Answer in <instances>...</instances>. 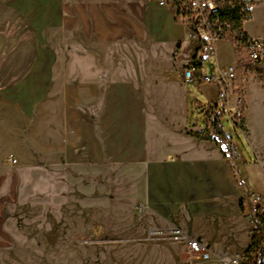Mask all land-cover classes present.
Wrapping results in <instances>:
<instances>
[{
	"label": "crops",
	"instance_id": "1",
	"mask_svg": "<svg viewBox=\"0 0 264 264\" xmlns=\"http://www.w3.org/2000/svg\"><path fill=\"white\" fill-rule=\"evenodd\" d=\"M247 1L242 28L264 41V0ZM70 35L74 41L67 43ZM186 35L188 25L155 0H0V249L11 242L12 209L32 203L36 194L46 204L74 205L85 219L79 225L116 226L118 242L130 240L135 230L134 251H151L158 264L167 253L177 261L182 244L164 253V241L147 235L153 228L177 226L221 254L247 249V160L193 135L209 130L189 122L191 109L204 104L187 103L183 70L198 42L183 55ZM218 42L210 51L216 61ZM71 47L74 56L66 55ZM147 49L154 57H147ZM238 55L232 52L217 65L239 70L244 54ZM147 80L163 81L160 93L172 90L154 106L159 117H148L152 110L140 99ZM245 109L243 125L259 159ZM132 121L142 126L138 136L132 137ZM72 193L74 200H66ZM131 201L139 206L134 229ZM100 209L115 210L116 216L100 221ZM196 222L201 228L193 232ZM78 238L82 245L73 264H95V257L107 256L99 244ZM115 247L120 246H108L119 255L123 249Z\"/></svg>",
	"mask_w": 264,
	"mask_h": 264
},
{
	"label": "rangeland",
	"instance_id": "2",
	"mask_svg": "<svg viewBox=\"0 0 264 264\" xmlns=\"http://www.w3.org/2000/svg\"><path fill=\"white\" fill-rule=\"evenodd\" d=\"M66 38L67 43L74 41L73 35ZM186 38L188 41L181 50L183 55H188L192 47L195 45L194 39H191L188 35H186ZM218 41L219 42L216 43L218 63H226V60L228 58L230 59L232 56V52L234 55L238 52V56L240 57L242 56L241 54H244L246 60L245 52L240 50L237 51L231 40L222 39ZM65 43L61 41L59 42V45H65ZM57 51L62 54L64 53V50H59V48H57ZM76 51L77 50L71 47L68 49L66 55L74 56ZM95 53L97 56L101 55L100 50H96ZM153 53L154 50L147 49L148 58L154 57ZM244 58L243 56L241 57L239 70L236 69L238 75V77L236 76V84L238 89L234 90V95L230 96V98H232L230 106L232 107L233 101L240 97L244 115V108L247 105L245 116L249 125V132L254 141L257 142V145L254 147H258L261 150V156L259 159L255 157L253 148L250 144L249 133L245 127L246 121H244L245 125L242 126V131L246 134L247 138L242 132L235 128L233 122L227 115L223 116L222 122L224 129L232 134L233 140L237 144V147L231 150V155H228L233 158L240 156L247 160L246 166L249 169H245L244 173L247 181L251 184L249 191L259 193L264 198V169H261L262 166L264 167V93L258 89H254L250 84L247 86L248 83H252L264 91V75L259 72L257 66L249 68ZM217 61L211 52L208 53L202 61L201 70L211 74L212 69L217 65ZM187 62H189V60ZM162 82L163 81L159 80H147L145 82V92L143 96L141 94L140 99L146 101L148 109L152 110L151 112H148V117H159V114L154 112V106L161 105L164 102V98L170 95L168 94L169 91L170 93L172 92V90H169L167 92L165 91L166 93H160L159 88L162 86ZM167 84L174 85L172 81H167ZM184 87L188 90L186 96L187 103L190 106H193L195 102L207 104L209 101L217 98L218 89L213 83L197 84L186 82L184 83ZM245 98L247 99V102ZM134 100L135 99L132 98V104L135 102L138 103V98L136 101ZM204 111V108L201 107L195 109L192 108L190 111L189 122L191 124L196 123L198 126L205 127V122L203 120ZM134 115L136 116V114H132V116ZM243 119L244 118H242V120ZM139 128H142L141 124L138 121H132V137L138 136ZM245 188L247 189V186H245ZM43 198L44 196L42 194L33 195L29 200V202L32 203H29L28 205L19 204L12 209L14 215L8 221L9 229L11 231V242L8 246L0 249V264H73L74 251L77 246L82 245V241L78 237H82L83 242L87 245L99 244L102 246V249L106 250L107 256L102 255L100 257H95V260L93 261L95 264H158V259L154 256L149 257L152 253L151 251L147 250V254H140L134 251L136 247L139 246L138 241H135L134 239L137 237L135 235V230H131L130 240L118 242L115 240V236L119 234L113 230L116 226L110 224H98L93 226L90 224L79 225L78 223L85 222V219L79 214H76L78 211L75 209L74 205L70 206L68 209L60 208L58 201L50 205L46 204ZM65 199L73 201L74 194H70ZM130 209L129 216L132 219V224L129 227L130 229H134L136 227L135 223L137 221H135V218L138 217L137 212L139 211V206L136 202L131 201ZM245 210L248 215H251L248 209ZM114 211L115 210L112 209L108 211L100 209V221H108L107 219L116 216ZM125 212L127 213L126 209ZM77 218H79V220ZM168 227L169 226L153 228L151 231L147 232V235L164 241V244H162L164 253L168 252L167 250H170L169 248L173 247L175 243L178 242L182 244V247L180 246L181 257L177 261H174L171 259L169 253H167L161 260L162 264H186L185 244L183 242L173 240L164 234L161 235L154 233L156 230L164 231ZM190 227L191 231L197 232L201 228V224L196 222L191 224ZM210 233H214V231ZM150 234L153 235L151 236ZM113 244L120 246L115 248L123 249L118 252L120 253L119 255H115L117 251L116 253H113V249L108 248V246H113ZM148 258H150V260H148Z\"/></svg>",
	"mask_w": 264,
	"mask_h": 264
},
{
	"label": "built area",
	"instance_id": "3",
	"mask_svg": "<svg viewBox=\"0 0 264 264\" xmlns=\"http://www.w3.org/2000/svg\"><path fill=\"white\" fill-rule=\"evenodd\" d=\"M160 6H170L175 16L184 21L187 25L193 23L203 31L204 41L199 46V37L195 29H189L190 37L197 40L198 46L193 54L192 61L184 68L183 76L186 82L191 83H213L217 86V98L204 104V120L206 130L211 131V122L217 114V131L222 133L223 142L231 148L236 147L232 134L224 129L222 118L227 115L233 122L235 128L242 131L243 108L240 97L233 101L234 90H237L235 73L236 65L216 66V72L209 74L201 70V61L206 54L211 51L213 44L222 39H229L234 43V48L245 52L246 64L251 68L264 66V41L260 38L248 36L242 28V23L237 26L231 21L209 19L207 11L214 5L215 0H155ZM247 6H245V10ZM14 161V160H13ZM249 208L251 213V231H256L264 235V199L261 194L250 192ZM155 234H164L173 240L181 241L185 244L187 264H264V241L263 249L254 258L253 251L240 254H221L220 251H213L208 245L197 238L188 236L177 226H169L167 229L156 230Z\"/></svg>",
	"mask_w": 264,
	"mask_h": 264
},
{
	"label": "trees",
	"instance_id": "4",
	"mask_svg": "<svg viewBox=\"0 0 264 264\" xmlns=\"http://www.w3.org/2000/svg\"><path fill=\"white\" fill-rule=\"evenodd\" d=\"M245 6L247 9L245 10ZM207 17L209 19L217 18L219 20L224 21H231L235 26L239 25L241 21L246 20L249 17V1L247 0H215L214 5L208 9ZM189 29H195L196 33L198 34L201 46L202 42L204 41L202 34L203 31L197 28L193 23H189ZM260 73L264 75V66H257ZM242 106V105H241ZM214 118L211 122V131L203 132H194L193 135L206 140L214 141L220 148L223 154L228 153L231 155L232 149L227 144L223 142L222 133L217 131V114H214ZM243 122V121H242ZM264 241V235L258 233L256 231L251 232V241L249 246L247 247V251H253L254 258L262 251L263 246L262 242Z\"/></svg>",
	"mask_w": 264,
	"mask_h": 264
},
{
	"label": "bare ground",
	"instance_id": "5",
	"mask_svg": "<svg viewBox=\"0 0 264 264\" xmlns=\"http://www.w3.org/2000/svg\"><path fill=\"white\" fill-rule=\"evenodd\" d=\"M249 68H251V65H247ZM235 80H237V78H236V73H235Z\"/></svg>",
	"mask_w": 264,
	"mask_h": 264
}]
</instances>
